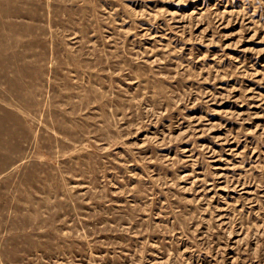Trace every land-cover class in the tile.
Masks as SVG:
<instances>
[{
    "label": "rangeland",
    "instance_id": "obj_1",
    "mask_svg": "<svg viewBox=\"0 0 264 264\" xmlns=\"http://www.w3.org/2000/svg\"><path fill=\"white\" fill-rule=\"evenodd\" d=\"M0 264H264V0H0Z\"/></svg>",
    "mask_w": 264,
    "mask_h": 264
}]
</instances>
